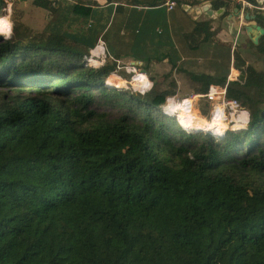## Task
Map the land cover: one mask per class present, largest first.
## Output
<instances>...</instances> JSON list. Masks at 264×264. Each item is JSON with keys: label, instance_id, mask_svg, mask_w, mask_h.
<instances>
[{"label": "trees", "instance_id": "obj_1", "mask_svg": "<svg viewBox=\"0 0 264 264\" xmlns=\"http://www.w3.org/2000/svg\"><path fill=\"white\" fill-rule=\"evenodd\" d=\"M206 1L226 9L222 20L242 9L177 0ZM247 2L264 29V3ZM217 32L196 23L189 47ZM250 46L264 58V35ZM89 55L14 18L13 36L0 35V264H264V71L235 47V81L188 73L196 94L226 87L249 112L245 129L214 139L163 112L176 81L117 90L107 86L116 63L94 68ZM169 62L166 79L179 70Z\"/></svg>", "mask_w": 264, "mask_h": 264}, {"label": "crops", "instance_id": "obj_2", "mask_svg": "<svg viewBox=\"0 0 264 264\" xmlns=\"http://www.w3.org/2000/svg\"><path fill=\"white\" fill-rule=\"evenodd\" d=\"M31 1L34 10L29 7L30 0H18L17 4L12 0H5L6 15L0 20V25L8 27V33L0 29L5 38L10 39L13 36V18L29 30L26 23L28 19L34 20L35 24L40 22L42 26V19H46L49 21L45 25L46 29L38 28L33 33L62 34L77 41L84 48H89L90 52L102 41L108 56L115 60L148 63L149 69H172L169 60L173 56L178 60L179 70L173 71L178 86L192 83L188 73L205 74L217 79L227 76L228 81H235L239 76L233 63V51L235 40L242 33V17L248 14L242 5V1L247 0H232L242 5L241 17L233 19V29L230 28L233 22L229 15L234 13L235 8L222 20V16L207 19L204 15L190 14L191 7L201 5H179L177 0H48L52 3L50 9L37 7L34 0ZM170 1L177 3L173 10L166 6ZM258 2L263 4L262 0ZM155 3L158 5L150 6ZM206 3L210 1L203 4ZM37 8L40 10H36ZM42 9L48 11L47 16L41 12ZM98 18L102 20V25L96 32L89 24H94ZM198 22H211L212 31L218 32L215 40L191 49L187 36L193 32ZM218 43L230 48L219 46Z\"/></svg>", "mask_w": 264, "mask_h": 264}, {"label": "rangeland", "instance_id": "obj_3", "mask_svg": "<svg viewBox=\"0 0 264 264\" xmlns=\"http://www.w3.org/2000/svg\"><path fill=\"white\" fill-rule=\"evenodd\" d=\"M12 1L15 2L16 4L18 3V0H12ZM262 2L264 3V0H262ZM29 4H31L29 7L34 10V6H33L31 0H30ZM6 8H7V4H6ZM255 8L256 7L254 5H252L251 8H246L245 10L248 14L251 15V13L255 10ZM5 9H4V14L1 18L5 17V15H6ZM36 10L39 11L40 9L37 8ZM260 10L264 11V8H261ZM41 12L44 14V16L48 15V11H46L44 9H42ZM80 18H81L82 22H85V20H83L82 17H80ZM26 23L30 27V30H32V32H34L35 29L39 30L38 28H41V29L45 28L46 29L45 25H47L49 23V21L46 19H42V23L44 24L43 26L40 22L35 24L34 20H32V19H28V22H26ZM242 23H243V27L240 30V33L241 32L242 33H241L240 37L235 40V47H238V50L240 51L241 55L244 57V59L250 65L255 67L257 70L264 71V60H263L264 58L257 55L255 50L251 48V46H250L251 39L247 36L246 32L243 30V28L246 25H249L250 23H248L245 20H242ZM252 23L257 24L255 21H253ZM89 25H90V28H92L93 30L98 32L99 31L98 29L102 25V20L100 18H98L97 20L94 21V24H89ZM0 29L7 33L4 26L0 25ZM70 30L71 29H68V31H70ZM236 32L238 34V31H236ZM0 35L3 36L1 33H0ZM89 57H90V55H89ZM108 63H115V62L113 60L109 59ZM130 63H133V62H124V66H123L124 69L123 70H118L117 64H116V71L108 78V80H111V83H109V84L110 85H112V84L116 85L115 83L119 82L120 86H118L117 90H121L124 88V85H127V87H129L127 91L138 94L140 92H138L137 90H134L130 84H127V82H130L133 78V74L128 72L129 70H131ZM134 63H137V61H134ZM87 64L89 65V63H87ZM94 65H98L97 62H94ZM139 69L141 71L145 72V74L148 76V78L152 82V89L156 87L160 91H171L170 83H171V81H176L175 78L173 77V74L169 79L165 78V75L172 71V69L168 68V67H157L154 69H149L148 63H142L141 66L139 67ZM179 86L177 84V88L175 89L176 95L169 97V98H173V109L175 111H171L168 109L166 110L168 112L166 114L169 115L170 117L174 118V120L176 119L179 122L178 113L179 112L182 113V108H181L182 102L185 100H191L192 99V109L189 108V111H190L189 115L190 116L200 118L201 120H203L204 122H207V123L211 122V121H215L217 119L219 125L223 129L222 133H219V134L216 133L217 135L209 133V134H212L214 139H218L217 136H220V135L224 136L226 134V132L229 130L245 129L247 127L246 126V124H247L246 118L248 117V119L250 120L249 112L247 110H245L243 108L242 109L239 108V109H237V111H238L237 114H235V112L233 110H231V108L228 106V107H226V109L224 111V116H222V115L217 116V115H215L216 105H214L208 98L202 97V96H199V94H196L195 88H194L195 85L193 83L187 82L186 84H182ZM0 91H1V89H0ZM187 103H189V102H187ZM187 103L185 102V104H187ZM166 104H167V101H166ZM166 104L164 105V107H162L163 110L166 107ZM240 110H242V111L244 110V111L248 112V114H244L245 118H242V116L240 117V115H241ZM181 113H179V114H181ZM222 113H223V111H222ZM185 122H187V121H185ZM182 125L184 127L189 128L192 131L203 132V133L205 132V134H208L207 131L191 129L189 126H192V124L189 122H187L185 124H182L179 122V126L181 128H184V127H182Z\"/></svg>", "mask_w": 264, "mask_h": 264}, {"label": "built area", "instance_id": "obj_4", "mask_svg": "<svg viewBox=\"0 0 264 264\" xmlns=\"http://www.w3.org/2000/svg\"><path fill=\"white\" fill-rule=\"evenodd\" d=\"M242 5L244 6V8H251L252 7V4H250L249 2H246V1H242ZM166 6L168 7L169 10H173L177 6V3L174 1H170V2L166 3ZM5 10H7V8ZM107 57H109V56L106 52L105 44H104V42L100 41L97 44V46L90 52V58L88 59V63L91 67L98 68L99 66H103L106 63ZM109 59L113 60L117 64L118 70L124 69V67H123L124 62L119 61V60H115L112 57H109ZM94 62H97L98 65H94ZM141 64H142L141 62L130 63L131 70L128 69L129 70L128 72L133 74V78L130 82H127V84H130L134 90H137L141 94H146L147 92L152 90V82L150 81L148 76L145 74V72H143L139 69ZM229 82H231V81H229ZM137 85H139V87H136ZM128 88L129 87H127V85H124V88L121 90H128ZM199 96L208 98L214 105H216L215 115H217V116L218 115L224 116V111H225L226 107H228V106L231 108V110H233L235 112V114H237V112H238L237 109H239V108L242 109L238 102L230 101L227 99L226 87L213 85L210 87L207 94L199 95ZM186 101H191V103H192V99L191 100H185L182 102L181 106H183ZM172 106H173V98H168L167 104L165 107L166 109L164 108V110H163L164 113L165 114L167 113V111H166L167 109L172 110V108H171ZM191 106H192V104H191ZM222 111H223V113H222ZM240 111H241L240 117L242 116V118H245L244 114H248V112H246L244 110L243 111L240 110ZM248 123H249V119L247 118L246 126H248Z\"/></svg>", "mask_w": 264, "mask_h": 264}, {"label": "water", "instance_id": "obj_5", "mask_svg": "<svg viewBox=\"0 0 264 264\" xmlns=\"http://www.w3.org/2000/svg\"><path fill=\"white\" fill-rule=\"evenodd\" d=\"M262 5V4H260ZM226 9L221 8L218 10L213 9V6L211 3L203 4L199 7H191L189 9L190 14H197V15H204L207 17V19H216L218 17H221L225 14ZM241 17V12L238 8H235L234 13L229 15L230 20L236 19ZM243 20L250 23L249 25H246L243 30L246 32L247 36L251 39V41L254 43V45L259 44L260 38L264 35V29L259 26L258 24L252 23L255 20V17L250 14H246L244 17H242ZM233 23H231L230 28L233 29ZM243 129H238L235 131H241Z\"/></svg>", "mask_w": 264, "mask_h": 264}, {"label": "bare ground", "instance_id": "obj_6", "mask_svg": "<svg viewBox=\"0 0 264 264\" xmlns=\"http://www.w3.org/2000/svg\"><path fill=\"white\" fill-rule=\"evenodd\" d=\"M5 29H8V27H6L5 26ZM7 31V30H6ZM7 33H8V31H7ZM109 81V83H111V80H108ZM107 84H108V82H107ZM116 85H113L112 84V86H109V85H107L108 87H111V88H114V89H118V86H120V83L119 82H116L115 83ZM136 87H139L138 85L136 86ZM187 102H189V103H187ZM186 103L187 104H184L181 108H182V113L181 112H179V113H181V114H179L178 113V120H179V118H180V120L181 121H187V122H189V123H191L192 124V126L194 125V126H197V127H203V128H206V129H208V130H210L209 132L210 133H213V134H216V133H222V128H221V126L219 125V123H218V120L216 119L215 121H211V122H204L203 120H201L200 118H196V117H192V116H190L189 114H190V111H189V108L190 109H192V106H191V101H186ZM163 110V109H162ZM171 111H175L174 109H173V106H172V110ZM164 112V111H163ZM168 113V112H167ZM193 115V114H192ZM177 117V116H176ZM248 118V117H247ZM247 118H246V122H247ZM179 120V122H181ZM184 122H181V123H184ZM186 122V123H187ZM185 124V123H184ZM193 126V127H194ZM202 128V129H203ZM206 129H203V130H206ZM237 129V128H236ZM207 130V131H208ZM215 132V133H214ZM217 135V134H216ZM218 138H222L223 137V135L221 136H217Z\"/></svg>", "mask_w": 264, "mask_h": 264}, {"label": "clouds", "instance_id": "obj_7", "mask_svg": "<svg viewBox=\"0 0 264 264\" xmlns=\"http://www.w3.org/2000/svg\"><path fill=\"white\" fill-rule=\"evenodd\" d=\"M212 135V134H211Z\"/></svg>", "mask_w": 264, "mask_h": 264}]
</instances>
